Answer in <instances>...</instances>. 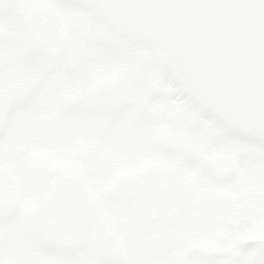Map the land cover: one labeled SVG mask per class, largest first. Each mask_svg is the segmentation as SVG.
<instances>
[{
  "label": "snow or ice",
  "instance_id": "snow-or-ice-1",
  "mask_svg": "<svg viewBox=\"0 0 264 264\" xmlns=\"http://www.w3.org/2000/svg\"><path fill=\"white\" fill-rule=\"evenodd\" d=\"M0 264H264V0H0Z\"/></svg>",
  "mask_w": 264,
  "mask_h": 264
}]
</instances>
